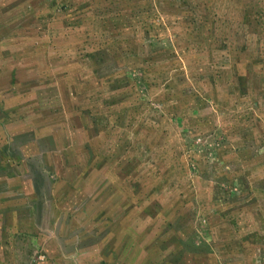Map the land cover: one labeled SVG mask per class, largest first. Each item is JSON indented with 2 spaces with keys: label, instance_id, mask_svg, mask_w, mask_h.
Here are the masks:
<instances>
[{
  "label": "rangeland",
  "instance_id": "obj_1",
  "mask_svg": "<svg viewBox=\"0 0 264 264\" xmlns=\"http://www.w3.org/2000/svg\"><path fill=\"white\" fill-rule=\"evenodd\" d=\"M0 264H264V0H0Z\"/></svg>",
  "mask_w": 264,
  "mask_h": 264
},
{
  "label": "trees",
  "instance_id": "obj_2",
  "mask_svg": "<svg viewBox=\"0 0 264 264\" xmlns=\"http://www.w3.org/2000/svg\"><path fill=\"white\" fill-rule=\"evenodd\" d=\"M207 9L210 10V11H213V10L216 9V5H215V6H210V7H209V5H208ZM149 31H151V30H149ZM149 31H147V32H149ZM148 41H149V44L151 45V47H156V46L159 44V43L156 41V39L153 38V37H148Z\"/></svg>",
  "mask_w": 264,
  "mask_h": 264
}]
</instances>
